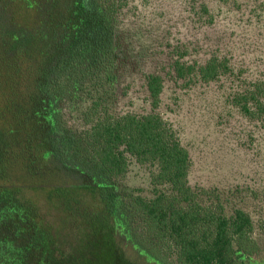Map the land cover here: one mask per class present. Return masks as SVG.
Instances as JSON below:
<instances>
[{
    "label": "trees",
    "instance_id": "16d2710c",
    "mask_svg": "<svg viewBox=\"0 0 264 264\" xmlns=\"http://www.w3.org/2000/svg\"><path fill=\"white\" fill-rule=\"evenodd\" d=\"M131 1L0 0V264H128L119 239L157 264H264L250 214L191 186V153L157 112L162 75H146L150 112L113 111L143 58ZM172 70L187 83L229 71L216 57ZM233 105L264 119V81ZM132 164L148 170L147 194L128 187Z\"/></svg>",
    "mask_w": 264,
    "mask_h": 264
},
{
    "label": "rangeland",
    "instance_id": "374dc122",
    "mask_svg": "<svg viewBox=\"0 0 264 264\" xmlns=\"http://www.w3.org/2000/svg\"><path fill=\"white\" fill-rule=\"evenodd\" d=\"M124 20L143 58L125 75L113 111L150 112L146 75L161 74L157 112L191 153V186L203 190L209 204L221 201L227 214L238 208L249 213L255 236H264V119H251L233 105L245 87L264 81V0H132ZM214 57L229 69L214 82L187 83L173 73L174 60L201 66ZM79 116L69 114L68 124L80 128ZM126 183L147 194L148 170L132 164ZM97 242L83 248L97 251L92 245ZM117 242L118 255L128 264H157ZM86 264L102 263L87 259Z\"/></svg>",
    "mask_w": 264,
    "mask_h": 264
}]
</instances>
